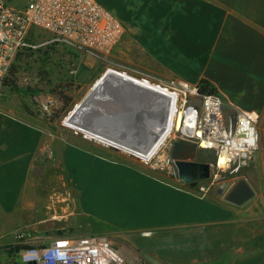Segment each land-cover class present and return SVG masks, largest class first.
<instances>
[{
    "label": "crops",
    "instance_id": "obj_1",
    "mask_svg": "<svg viewBox=\"0 0 264 264\" xmlns=\"http://www.w3.org/2000/svg\"><path fill=\"white\" fill-rule=\"evenodd\" d=\"M97 1L123 26V54L137 50L155 77L205 79L227 104L264 117V0ZM51 140L44 124L0 97L3 224L23 226L39 212L30 175L54 152L69 194L64 216L90 229L84 235L108 237L130 264H264V191L238 207L116 151Z\"/></svg>",
    "mask_w": 264,
    "mask_h": 264
},
{
    "label": "rangeland",
    "instance_id": "obj_2",
    "mask_svg": "<svg viewBox=\"0 0 264 264\" xmlns=\"http://www.w3.org/2000/svg\"><path fill=\"white\" fill-rule=\"evenodd\" d=\"M6 1L11 4L21 5V2L24 0ZM50 38V33L41 29H33L31 31L28 40L31 43L39 44V46L32 50L25 49L22 51L19 60H16L17 55L15 56L12 64H15L17 67L15 76L17 89L13 91L4 86L0 92V97L8 98L9 101L21 105L30 115L36 118L37 122L44 124L46 130L51 134V141L53 143L59 139L67 142L84 140L100 148L110 149L119 154L131 157L136 161L146 164L150 169L161 173L163 176L176 180L177 175L173 165L159 168L155 167L154 162H152L150 166L149 163L125 153L129 151L120 148L121 151L110 145L108 146V144H104L96 138L70 128L65 124L67 118L82 104V110L77 115V120L81 125L83 124L82 126H92L100 132L117 137L118 140H122L127 145L140 146V143L133 141H139L143 133L146 132L147 127L141 128L139 132H129V119L131 114L128 119L127 114L132 111L130 102L136 101L139 102V105L142 104L143 99L139 98L143 93L141 91H138V93L133 92L132 89H129L131 87L129 83L123 84L124 86H121L122 88L117 87L119 85L113 84V86L109 85V87H105L104 85L106 84L101 83L98 79L106 73L108 68H113L119 72L123 71L122 73L126 72L132 75L133 78L149 77L153 80H160V78L155 77L152 63L146 61L144 57H140L136 52L137 50H134L131 54H123L124 52L120 44L121 39L110 53L101 54L88 52L76 46L53 42L43 45ZM107 74H105L106 79L111 78ZM96 81L98 83L94 89H103L97 92V94L95 91H92L95 94H91V96L75 108ZM144 92L147 93L146 91ZM150 93L154 94L155 92ZM74 108L75 110L72 113ZM143 108L145 118L142 123L144 126H148L155 114L152 110ZM256 127L258 140L257 147L253 151V160L238 170L229 171L221 175V178L227 180L228 183L238 176H244L253 188L255 192L254 196L245 204L238 207H246L254 203L256 201V195L264 191V169L261 164L264 159L263 116L259 115ZM129 134L132 138L136 135V138L129 139ZM165 152L167 153L166 149ZM54 154L53 152L52 156L40 158L34 171L30 175V183L36 182L33 188L36 189L35 197L38 200L37 209H39V212H36V215L31 218H26L23 226H13L12 220L3 224L2 221L7 220V218L0 217V227L2 225L6 227V229H0V264H26L21 260V254L29 246L20 243L13 236V232L16 230H29L34 234L35 238L40 237L43 241H48L58 236H78L90 232V229L83 225L81 228H77L71 220L64 216L66 212H64L63 208L66 201H63L68 194V190L63 185V172ZM213 154L211 150H198L199 158L204 159ZM164 156H160L159 159H164ZM203 184L206 185L208 182L204 180L199 184L195 183L191 186L203 195L197 188L198 185ZM217 188L215 185H210L207 194L204 193V195L220 201V196L216 194ZM98 225L100 227L104 226ZM62 227L63 229H61ZM262 247L264 250L263 244Z\"/></svg>",
    "mask_w": 264,
    "mask_h": 264
},
{
    "label": "built area",
    "instance_id": "obj_3",
    "mask_svg": "<svg viewBox=\"0 0 264 264\" xmlns=\"http://www.w3.org/2000/svg\"><path fill=\"white\" fill-rule=\"evenodd\" d=\"M33 29L50 33V40L43 45L53 42L101 54L110 53L124 33L118 18L97 0H24L21 5L0 0V92L15 56L39 46L28 40ZM139 79L170 92L177 104L175 113L180 116L179 129L172 132L163 146L167 150L166 161L157 162L153 158L142 161L150 166L154 162L159 168L172 166L168 153L179 139L194 142L197 149L213 150L215 160L211 162L210 177L205 179L208 184L197 186L203 194L210 185L219 187L228 183L221 178L222 174L251 161L258 140L257 111L229 105L218 93H201L198 84L178 79ZM156 106H161L159 98ZM156 116L159 120V114ZM68 200L69 194L63 202ZM13 236L29 246L21 254L26 264H130L110 239L100 234L58 236L47 242L25 230H16Z\"/></svg>",
    "mask_w": 264,
    "mask_h": 264
},
{
    "label": "bare ground",
    "instance_id": "obj_4",
    "mask_svg": "<svg viewBox=\"0 0 264 264\" xmlns=\"http://www.w3.org/2000/svg\"><path fill=\"white\" fill-rule=\"evenodd\" d=\"M123 72V71H122ZM119 71L114 70L113 68H108L106 70V73H104L98 81L101 83L103 82L105 87H109V85H119L117 87L124 86L123 84L129 83L131 87L129 89H132V91L138 93V91H141L143 94L140 95L139 99H143L142 105L145 108H148L149 110H152L154 112L155 116L154 118L148 122V126H144L142 128H146V134L143 133L142 138L139 141H133L140 143V146H133V145H127L122 140H118L117 137L113 135H108L106 133L98 131L96 128L88 127V126H82L80 122L77 120V115L82 110V104L77 108V106L84 102L91 94H97L99 92L100 88L97 90L94 89L98 81L95 82V84L91 87V89L86 93L84 98L76 105L75 108L76 111L74 112L75 108L72 111V115L67 118L65 121L66 125L70 128L76 129L77 131L84 132L85 134L96 138L97 140L101 141L104 144L113 145L118 147L119 149H124L126 151H129V154L137 155L138 159L141 160H149V159H155L157 162L166 160V152L163 149V146L168 139L170 135H172V132H174L176 129H179L180 127V116L175 113V109L177 107V104H175L174 96L168 92L163 91L160 89H157L156 86L153 84H147L143 80H139L136 78H133L132 75L128 73H122ZM108 73V74H107ZM105 74L109 75L111 78L106 79ZM131 76V77H130ZM102 79V80H101ZM112 85V86H113ZM104 87V88H105ZM114 88V87H113ZM122 88V87H121ZM92 91H95V93H92ZM146 91L147 93H145ZM150 92H155L154 94ZM159 98L161 102V106L158 108L156 106V99ZM159 114V120L155 119L157 117L156 115ZM162 125V126H161ZM160 128V129H159ZM159 129V130H158ZM140 131V130H139ZM138 131V132H139ZM156 132V133H154ZM127 135V134H126ZM124 136V135H123ZM140 136V134H139ZM129 139H135L136 135L133 136V138L128 136ZM120 139V138H119ZM132 141V140H131ZM120 149V150H121ZM127 153V152H126ZM165 155V156H164ZM160 156H164V159H159ZM141 157V158H140ZM144 158V159H142ZM223 156H221V161L223 160ZM152 159V160H153ZM157 165V163H155Z\"/></svg>",
    "mask_w": 264,
    "mask_h": 264
},
{
    "label": "water",
    "instance_id": "obj_5",
    "mask_svg": "<svg viewBox=\"0 0 264 264\" xmlns=\"http://www.w3.org/2000/svg\"><path fill=\"white\" fill-rule=\"evenodd\" d=\"M132 106L130 116L129 132L139 131L143 127L144 108L139 102H130ZM124 122V121H122ZM120 150L118 147L110 145ZM124 152V151H123ZM126 153V152H125ZM129 154V153H127ZM197 147L194 142L179 139L175 141L169 150V157L173 160V166L177 178L182 183H192L208 179L211 173V162H202L195 160ZM133 155V154H131ZM135 156V155H133ZM137 157V156H135ZM138 158V157H137ZM220 199L235 206H241L249 201L255 194L253 188L244 176H238L230 183L221 184L217 190ZM29 264H35L33 262Z\"/></svg>",
    "mask_w": 264,
    "mask_h": 264
},
{
    "label": "trees",
    "instance_id": "obj_6",
    "mask_svg": "<svg viewBox=\"0 0 264 264\" xmlns=\"http://www.w3.org/2000/svg\"><path fill=\"white\" fill-rule=\"evenodd\" d=\"M21 53H18L16 56V60H19V57L21 56ZM16 71H17V67L15 66V64H12V66L9 69L8 75L4 80L3 86L8 87L11 90H16L17 89V85H15V76H16ZM199 85V90L201 93L204 94H211V93H216L215 88L205 79L200 80V82L198 83ZM198 150H208V149H197V154L196 157L198 160L202 161V162H211L215 160V152L213 150H211L214 154L211 155L210 157H206V158H199L198 157ZM190 185H194L195 182L189 183Z\"/></svg>",
    "mask_w": 264,
    "mask_h": 264
},
{
    "label": "flooded vegetation",
    "instance_id": "obj_7",
    "mask_svg": "<svg viewBox=\"0 0 264 264\" xmlns=\"http://www.w3.org/2000/svg\"><path fill=\"white\" fill-rule=\"evenodd\" d=\"M121 151H122V150H121ZM127 153H128V152H127ZM195 160H198L197 157L195 158ZM198 161H200V160H198Z\"/></svg>",
    "mask_w": 264,
    "mask_h": 264
}]
</instances>
